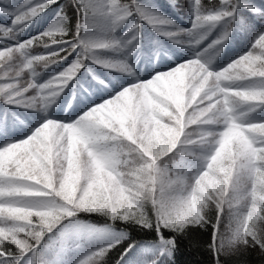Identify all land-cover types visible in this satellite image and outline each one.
I'll return each mask as SVG.
<instances>
[{"label": "snow or ice", "instance_id": "1", "mask_svg": "<svg viewBox=\"0 0 264 264\" xmlns=\"http://www.w3.org/2000/svg\"><path fill=\"white\" fill-rule=\"evenodd\" d=\"M0 264H264V0H0Z\"/></svg>", "mask_w": 264, "mask_h": 264}, {"label": "trees", "instance_id": "2", "mask_svg": "<svg viewBox=\"0 0 264 264\" xmlns=\"http://www.w3.org/2000/svg\"><path fill=\"white\" fill-rule=\"evenodd\" d=\"M186 0H178L179 5L183 6L185 4Z\"/></svg>", "mask_w": 264, "mask_h": 264}]
</instances>
